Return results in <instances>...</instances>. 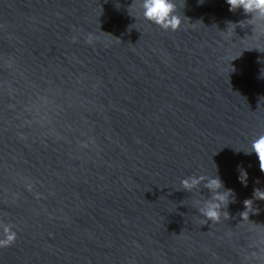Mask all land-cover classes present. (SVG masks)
I'll return each mask as SVG.
<instances>
[{
  "label": "water",
  "instance_id": "obj_1",
  "mask_svg": "<svg viewBox=\"0 0 264 264\" xmlns=\"http://www.w3.org/2000/svg\"><path fill=\"white\" fill-rule=\"evenodd\" d=\"M176 2L0 0V264H264V18Z\"/></svg>",
  "mask_w": 264,
  "mask_h": 264
},
{
  "label": "clouds",
  "instance_id": "obj_2",
  "mask_svg": "<svg viewBox=\"0 0 264 264\" xmlns=\"http://www.w3.org/2000/svg\"><path fill=\"white\" fill-rule=\"evenodd\" d=\"M199 2L202 4L204 0H199ZM226 3L229 5V11L243 8L245 13L264 18V0H226ZM140 7L142 9V16L146 20L159 25L165 30L171 29L172 31H176L187 23V17L178 12L176 0H140ZM230 24L234 23L229 22ZM252 150L258 154L261 170L264 171V135H260L253 140ZM196 182L194 180H185L183 183L185 187H190ZM221 186L222 181L219 178L213 179L208 185L210 188H219ZM257 195L259 198L264 199V192H258ZM218 199L224 200L225 197L219 196ZM252 203V200L245 201L246 210L244 213L248 211ZM220 209V204L210 203L205 210V215L209 219L218 221L222 215ZM223 215L226 216V213H223ZM0 227H3V233L0 236V247L10 246L15 243L17 233L13 230V227L11 225H0Z\"/></svg>",
  "mask_w": 264,
  "mask_h": 264
}]
</instances>
